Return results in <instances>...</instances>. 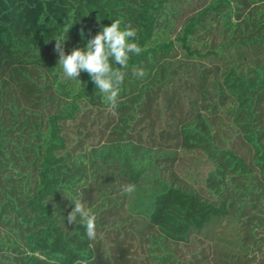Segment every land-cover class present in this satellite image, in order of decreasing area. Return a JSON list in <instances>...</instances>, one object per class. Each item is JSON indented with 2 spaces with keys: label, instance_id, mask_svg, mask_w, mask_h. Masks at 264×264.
Segmentation results:
<instances>
[{
  "label": "trees",
  "instance_id": "obj_1",
  "mask_svg": "<svg viewBox=\"0 0 264 264\" xmlns=\"http://www.w3.org/2000/svg\"><path fill=\"white\" fill-rule=\"evenodd\" d=\"M173 2L0 0V264H264V0H179L166 30ZM116 19L143 51L111 110L53 38L73 24L68 54Z\"/></svg>",
  "mask_w": 264,
  "mask_h": 264
},
{
  "label": "clouds",
  "instance_id": "obj_2",
  "mask_svg": "<svg viewBox=\"0 0 264 264\" xmlns=\"http://www.w3.org/2000/svg\"><path fill=\"white\" fill-rule=\"evenodd\" d=\"M99 20V19H98ZM122 21L113 20L108 26L102 29L87 41L85 48H74L66 54L64 45L68 39L67 33L73 24H69L63 32L54 37V50L59 54L58 65L61 68V75L67 80L80 81L82 72H86L95 88L102 94L104 101L111 110H115L118 103L120 86L125 79L131 55H140L143 49L136 42L137 30L131 25L121 27ZM83 29L81 36H83ZM113 63L119 65L114 68ZM133 76L143 77V69H134ZM135 185L123 186V193L132 195L135 192ZM74 208L67 216L68 224H76L77 217L85 227L89 240L96 239L95 216L91 210L86 208L80 200L71 201Z\"/></svg>",
  "mask_w": 264,
  "mask_h": 264
},
{
  "label": "rangeland",
  "instance_id": "obj_3",
  "mask_svg": "<svg viewBox=\"0 0 264 264\" xmlns=\"http://www.w3.org/2000/svg\"><path fill=\"white\" fill-rule=\"evenodd\" d=\"M168 6H166L167 10L165 12H163L162 14L160 13L158 15L159 23H161V26H162V23L166 24V30L171 26L169 23L174 22V18L172 16V14L177 12V11H179V6H180L179 0H174L172 5L170 4ZM182 8H185V4L183 5ZM175 19H177V18L175 17ZM224 25L225 24H224V21L222 19L221 20L220 19L217 20L216 18H213L212 16H209L207 18V22L205 24H203V26L198 31L199 36H201V38L204 39L205 42H209L212 38H215L216 40H219V38L221 37L222 32L224 30H226L225 28H223ZM212 35H214V37H212ZM133 144H137V141L133 140ZM107 147H109L108 144H107ZM113 147H114V149H118V150H121V151H123L125 149L124 145L114 144ZM134 164H135L136 167H139V165H140L137 162H134ZM106 209H107L106 204H103V206H101V213L107 217Z\"/></svg>",
  "mask_w": 264,
  "mask_h": 264
}]
</instances>
